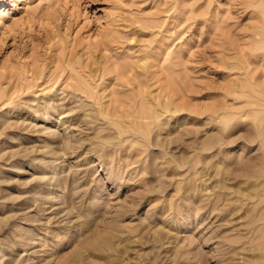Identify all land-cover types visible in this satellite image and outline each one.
Returning a JSON list of instances; mask_svg holds the SVG:
<instances>
[{
	"label": "rangeland",
	"instance_id": "rangeland-1",
	"mask_svg": "<svg viewBox=\"0 0 264 264\" xmlns=\"http://www.w3.org/2000/svg\"><path fill=\"white\" fill-rule=\"evenodd\" d=\"M264 0H0V264H264Z\"/></svg>",
	"mask_w": 264,
	"mask_h": 264
},
{
	"label": "bare ground",
	"instance_id": "bare-ground-1",
	"mask_svg": "<svg viewBox=\"0 0 264 264\" xmlns=\"http://www.w3.org/2000/svg\"><path fill=\"white\" fill-rule=\"evenodd\" d=\"M264 37V36H263ZM264 91V90H263Z\"/></svg>",
	"mask_w": 264,
	"mask_h": 264
}]
</instances>
